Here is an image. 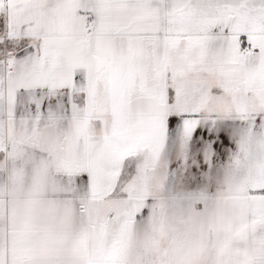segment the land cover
Returning <instances> with one entry per match:
<instances>
[{"label":"snow or ice","instance_id":"snow-or-ice-1","mask_svg":"<svg viewBox=\"0 0 264 264\" xmlns=\"http://www.w3.org/2000/svg\"><path fill=\"white\" fill-rule=\"evenodd\" d=\"M0 264H264V0H0Z\"/></svg>","mask_w":264,"mask_h":264}]
</instances>
